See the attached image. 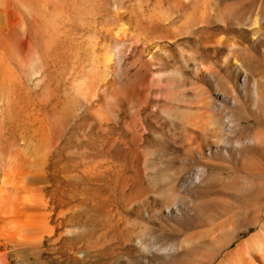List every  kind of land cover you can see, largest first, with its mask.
Masks as SVG:
<instances>
[{
  "label": "rangeland",
  "instance_id": "374dc122",
  "mask_svg": "<svg viewBox=\"0 0 264 264\" xmlns=\"http://www.w3.org/2000/svg\"><path fill=\"white\" fill-rule=\"evenodd\" d=\"M14 1L21 4L15 2L21 6L16 15L22 16L19 17L24 22L19 26L16 24L19 17L11 15L1 19L4 25L1 23L0 37L4 36L0 43L6 51L1 46L5 55H0V61L3 58L6 61L0 63L7 64L9 69L6 74L0 71V88L7 90L5 96L3 92L0 94V135H20L24 130L34 129L22 120L26 109L28 113L34 111L35 117L45 116L49 121L52 115L53 119L64 89L87 78L92 53H100L104 45L116 41V20L137 32L135 22L140 12V4L135 0H38L32 4L34 7L29 4L31 0ZM155 1L143 4L142 10L148 13ZM161 2L174 15L173 24L180 23L185 12L198 4L210 7L207 21L172 41L153 37L129 42L120 80L112 72L105 79V92H98L87 105L78 104L59 130L51 129L60 137L53 150L62 159V165L66 164L69 194L79 201L84 195L83 199L87 198V203L78 201L81 218L63 231L72 226L77 228L78 232L72 228L77 233L75 237L73 232L69 234V241H76L78 246L83 243L91 253L86 260L66 255L60 264H220V261L226 264L229 259L222 251L225 243L222 239L253 220L264 221V175H255L262 163V149L258 146L247 149L240 159L214 150L210 155L208 142L213 132L204 141L197 125L189 124L196 118L208 117L204 114L206 106L201 108L196 103L209 96L212 89L206 75L199 77L195 62H202L203 70L212 73L226 91L237 89L240 84L235 73V63L240 61L248 68L249 77L258 82L263 96L257 108L249 109L252 90L249 82L247 97L241 99L242 107L232 109L243 123L244 134L264 132V37L254 50L251 45L255 34L251 28L227 22L231 14L242 22L264 18V0H190L189 5L175 0ZM38 12L42 21L37 18ZM260 33L264 34V23ZM218 37L225 41L220 50L211 43ZM232 41L240 47L237 53L228 56L230 49L226 45ZM162 72L170 75L161 79ZM126 86L130 89L128 95L123 92ZM162 86L168 88L166 93L175 94H160L158 89ZM196 86L205 89L200 97L194 95ZM136 89L141 92L137 107L130 98ZM184 90L190 93L184 94ZM10 91H15L13 96ZM145 95L150 98L148 103ZM107 96L112 98L111 106L105 105L106 116L100 119L93 111L105 104ZM192 104L198 108L189 110ZM143 106L147 109L141 115ZM152 111V115L148 114ZM213 112L216 118L225 114ZM35 123L40 125L39 121ZM137 127L140 134L133 140ZM193 141L207 159L189 152L188 144ZM199 167L205 169L208 182L192 191L180 182ZM98 174L101 176L96 177ZM245 180L253 181L256 188L246 191ZM178 196L182 213L168 212L167 208L174 206ZM254 231L244 232L240 241ZM240 241H235L229 250H234Z\"/></svg>",
  "mask_w": 264,
  "mask_h": 264
},
{
  "label": "bare ground",
  "instance_id": "6f19581e",
  "mask_svg": "<svg viewBox=\"0 0 264 264\" xmlns=\"http://www.w3.org/2000/svg\"><path fill=\"white\" fill-rule=\"evenodd\" d=\"M22 1L23 0H21V2ZM36 1L38 2V0H31L30 3H28L31 7H34V3ZM135 1L140 4V12L137 13L135 22L137 32L131 31L125 23H122L119 20H116V22L114 21L115 23L113 22L114 24H116L117 28L116 33L118 37L116 41L104 45L100 53H92L90 70L86 79L65 88L63 93L60 91L62 93L61 97H63V100L58 102V105H56L57 113L55 117H53V119L52 115H50L51 119L49 118V121L45 120V116H43L44 118L42 117V119L39 116L35 117L36 113H34V111V115H31L33 113H28L26 109L25 114H22V120L25 122L24 124L27 127L30 128L31 126L34 129H30V131L24 130L20 135L12 133L0 135V264H50V262L53 261L60 264L61 260L66 255L73 254L77 258H82L85 260L90 256L91 253L88 249V246L86 247L83 243H81L82 245L78 246L79 243L77 244L76 241V243L69 241V234L71 235V233L73 232L72 234L76 235V233L78 232L77 228H74L72 226L74 230L77 229L76 233L72 228H67L66 231H63L65 227L71 226L72 222L79 217L80 214L78 213V211L80 209L77 208V205L79 203H84L85 201H87V198L83 199L85 196L84 195L83 198L79 201V198L77 196L69 194L67 188L69 178L67 175V168L65 167L66 164L65 166L64 164L62 165V159L54 151V147L59 145L58 143H60V137H58L57 134H54L51 129H58L62 123H64L65 121L67 122V119L71 118L72 114L74 113H72L73 109L75 110L78 104L87 105L92 101V98L98 92H105L107 86V83H105V79L112 72H114L117 78L120 80L121 64L126 56V47L130 46L128 45L129 42L132 43L136 39L148 40L152 39L153 37L159 39H169L171 41L175 40L180 35H184L185 33H187L190 29H193L194 27L206 22L207 11L210 10V7L208 5L205 7H203L204 5L202 6L199 4L194 5L190 11L185 12L184 17L180 23L173 24V20L175 18L172 19V17H174V15L169 9H165L163 7L161 0H156L148 13H145L142 10L143 4H151L152 0ZM15 2L17 1L7 0V2L5 3H0V21H2L1 19H4V16H6V18L10 15L16 17L18 16L16 15L19 12H17V8L20 10L19 7L21 6H17L18 2L17 4ZM175 3L189 5L190 0H175ZM32 4L34 5L32 6ZM111 6H113V4ZM35 15H37V12ZM38 15H40L39 12ZM20 17L16 22V24H18L19 26L22 21L20 20ZM39 17L42 19L41 15L37 18L39 21H42L39 19ZM6 18L5 21L7 22ZM235 18L236 15L231 14L228 17L227 22L234 23L236 24V26H243V28L250 27L252 32L255 34V37L252 40L251 47L252 49L257 50L258 44L263 40L264 37V34L260 33L261 26L264 23V18L260 20H248L245 22L235 20ZM12 21L13 20H11V22ZM15 21L16 18L14 19L13 23H15ZM3 22L4 21L0 22V24L2 23L4 25ZM23 22L24 21H22V23ZM2 24L0 26H2ZM166 26L169 27L166 28ZM2 36L4 35H1V39L3 38ZM212 41L211 43L216 47L225 45V41L222 37H218L215 40L213 39ZM1 46L4 49V46L2 44L0 45V48ZM227 46L230 49V53L228 54V56L237 53L240 47L239 43L236 41L228 43L226 47ZM220 49L221 47L219 48V50ZM1 53V56L3 54L5 55L3 51H1ZM4 60L5 58H3L0 62H5L6 60ZM1 63L0 71L6 74L9 68H7V64ZM195 63L197 66V73L199 74V77L206 75L211 81L212 89L209 96L205 97L204 99L201 98V100L196 103L198 105H201V108L202 105L206 106L207 111L204 112V114H206L208 117H205L206 119H197L196 117H194L196 119L189 124L197 125L199 136L204 141L209 138V132H213L211 139L208 142L210 155H213L214 150L215 152H220L227 157L240 159L244 156L245 150L253 148L255 146L260 147V149H262V163L257 167L255 175H264V132L259 135L244 134L241 131L243 123L240 119L236 118V113L232 109V107L234 109L242 107L241 99L247 97L246 86L249 84V82H252V90L251 102L248 107L249 109L257 108L259 99L261 98V96H263V91L260 89L258 82L256 81V79H251L249 77L248 68L244 63L238 61L237 63H235V73L236 77H239L240 79V84L236 85L237 89L229 88L225 91L224 89H222L221 85L212 73L203 70L202 62L196 61ZM186 64L189 65L188 62H186ZM159 75L162 79L164 76L170 74L162 72ZM49 90V92H51V89ZM124 90V94H127L129 93L130 89L128 86H126ZM5 91H2V89L0 88V94L1 92H3L2 96H5ZM167 91L168 88L165 86H162L160 87V89H158V92L160 94L166 93ZM10 92L11 96H13L15 93V91ZM60 92L57 93V95L61 94ZM185 92L187 91L184 90V94H187ZM204 92L205 89L202 86H196L194 88V95H197L198 97H200L202 93L204 94ZM172 93L175 94L174 91H170V93L166 94L172 95ZM189 93L190 92H188V94ZM145 96L147 97V95ZM130 98L132 99V104L137 107L141 99L140 89H136V91L132 92ZM111 99L112 98L107 96L105 104L102 103L101 105L97 106L93 111V114L100 119L104 118L106 116L105 105L107 106L108 103L109 106H111ZM146 99L147 100H145V102L147 101L148 103L150 99L149 96ZM220 100L226 101L229 104V108L225 107V104H223ZM167 101L168 100H166V102ZM188 105L190 106V104ZM186 107L184 109H187ZM188 108H191L189 110H196L195 108H198V106L194 108L193 105L192 107ZM146 109L147 106H143L140 109V114L143 115ZM214 110H218L220 113L225 112V114L220 118H216V113L213 112ZM148 114L152 115L153 111L152 113ZM37 121L40 122V125H37L38 123H35ZM139 126L140 125H138V127ZM138 127L134 128L135 134L133 140H137V138L139 137L140 133H138L137 131ZM192 127L194 126L192 125ZM194 142L195 141L188 144L190 145V148H188L190 150L189 152L196 153L199 159H207V155L202 151H198V148L195 147L196 142ZM99 171L97 170L98 173H100ZM84 173L86 174V172ZM204 173L205 169L199 167L194 171L188 172L181 179L180 183L182 185H187L188 187L190 186V190L195 191L198 186H203L208 182L207 178L204 176ZM99 175L101 176V174H98L96 177H98ZM90 179L91 178H89V180ZM255 188L256 184L253 181L245 180L244 189L246 191H251ZM180 199L181 198L178 196L177 201L174 203V206L172 208H167V211H174L178 213L181 212L182 209L180 208ZM80 211H82V209ZM253 221L246 225L244 224L245 226H242L241 228L238 226L239 229H235L236 231L233 234H227L226 237L222 239L225 241V243H223L224 246H222V251L224 252L225 256H227V259H229L226 264H264V221H262V223L258 222L260 223V225L257 222ZM251 229H255V231L252 232L248 238L240 241V236H242L244 232L248 230L250 231ZM225 230H227V228H225ZM227 231H224L223 233L226 234L225 232ZM233 231L234 229L232 228L231 232ZM238 240L240 241L238 243V246L234 248V250H229L232 244ZM256 251L260 254H254L257 253ZM78 252L79 255H76V253ZM252 252L254 253L252 254ZM81 253L83 254L80 255ZM224 262L220 261L219 263L223 264Z\"/></svg>",
  "mask_w": 264,
  "mask_h": 264
}]
</instances>
